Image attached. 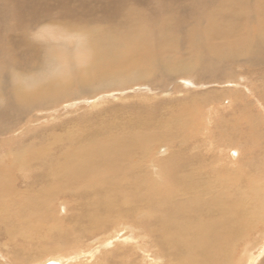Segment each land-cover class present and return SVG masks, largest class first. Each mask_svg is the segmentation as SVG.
Listing matches in <instances>:
<instances>
[{
	"label": "bare ground",
	"instance_id": "6f19581e",
	"mask_svg": "<svg viewBox=\"0 0 264 264\" xmlns=\"http://www.w3.org/2000/svg\"><path fill=\"white\" fill-rule=\"evenodd\" d=\"M13 1L16 4V10H21L20 13H16V17H18L17 19L20 21L19 26H21L22 34L20 36L7 38L8 42H5V38L1 39L0 37V53L3 54V57L1 54L3 60L2 63H0V133L6 132L9 129L5 127V122L2 124V121H5L4 118L8 117V115L10 116L9 110L13 109L12 107L20 108L22 105L23 108L21 107V109H25L24 111L28 113L26 110H34L40 105H45L44 107H46V104L51 100L56 102L58 98L66 99L72 96L75 86L85 88L84 91H86L89 88L92 89L93 86L95 87L98 82L101 84L107 82V84H111V88L113 85L114 87L118 86L119 90L125 87L126 90H128L127 84H132V82L135 84L138 81L144 80L148 82L145 84V86H147L146 88L140 86L142 89H140L139 92L147 89L146 91H149L150 94L152 87H161L163 83L165 84V80L169 83L171 78L173 79L175 76L184 75H186V79L182 80L183 84L186 83L190 86L191 83L199 86L201 83V85H203L205 82L212 84L213 82L211 80L226 75L225 73L228 72L230 81H233V83L237 82L238 85L242 84L248 90L247 92L245 91L247 93L246 95L243 94L246 97L248 94L252 95L254 100L253 104L259 109L260 113L264 112V77L260 76L262 77V81H255L252 77L253 74H259L260 69H264V28L258 36L253 37L252 32L245 33L241 29V24H239L243 16H241L240 13H236L235 8L229 4L231 0H215L211 2V6L214 7L206 14V18L209 19V22H207L205 31L201 30L204 26L202 23V18L204 17L202 16H197V26L195 29H192L190 33L187 31L189 25L186 26L184 24L186 22L179 23V25L173 23L168 27L148 26L142 19V16L140 17L136 14V18H134L133 13L128 12L125 13L124 16H128L131 26H134L135 32L132 31L129 34L124 33L122 35L120 33L121 23L128 24V22L125 18L121 20L120 14L122 9L125 8L124 6L129 4L132 0H116L117 3H114L115 7L113 10H110L111 12L105 15H98V12L96 13L92 10L93 6L91 5L92 7H90V3L86 2L90 11L88 13L85 11V15L82 14V19H84L82 20L83 33L76 37L73 36L74 38L69 41L65 51L58 52L57 56L37 46L38 44L35 40L27 36L28 32L34 31L33 28L42 23V21L54 16L52 12L50 14V12L47 13V11H45L47 10L46 5H48V3H45L43 0ZM65 2L66 1H64V3ZM96 2H94V4ZM60 3H63V1ZM66 5L64 4V7ZM84 8L87 7L84 6ZM77 9L78 11L80 10L78 7ZM77 9L75 8V11H77ZM40 10L42 11L40 12ZM63 11L73 14L72 8L67 7L63 9ZM63 11L62 14L65 15L66 12ZM204 13L201 12V14ZM58 14L60 17L62 16L65 17V19H69L67 15L64 16L57 13L58 17ZM223 20H227V23ZM181 25L184 26V31L182 30L181 33L173 31ZM91 27L95 29H91ZM48 28L49 24H44L42 25L41 31H34L33 34L39 35L38 38L44 41L47 37L44 32ZM166 31H170L171 34L166 35ZM76 39L77 43H75ZM52 40L53 35L48 36V41ZM105 42H107L108 45H105ZM172 42H174V45H180L181 49L178 50L173 46L171 48L170 43ZM5 43L16 46L18 49L13 53L6 51L5 54ZM123 45H126V47L124 48ZM79 55L84 60V62H82L83 72L79 70V66L75 67V62L79 59ZM68 56H70L69 64H67ZM15 57L16 60L13 59ZM73 62L74 64L72 66ZM252 65L262 67L257 70L249 69L247 72L244 71L245 67H252ZM65 68L66 75L63 78L64 80L57 79L55 77L57 71L63 72ZM212 70L220 72V74L217 73V75L214 76L212 75L213 73H211ZM243 71L246 73H243ZM192 72L199 75L200 79L196 80L195 75H191ZM161 75L164 79L159 81L160 79H157V77ZM169 75L171 77H169ZM256 82L261 88L262 93H256L255 88H252ZM111 88H107L106 90H110ZM245 88L244 90H246ZM152 92L154 93V91ZM91 94H93L91 96L93 98L95 93L93 92ZM107 94L108 93H105L100 97L95 96L96 98L93 101L94 104L92 107L99 109V107H101L99 101L105 98ZM117 94L119 96L126 94L127 96V92L125 91H121ZM202 94L203 95L199 97L201 103H208L216 97L213 91L208 93L204 92ZM114 95H116V93L109 94L108 97H114ZM245 101H247V98ZM229 102H231V105L228 104ZM237 102V98H232L228 100V102L225 101V103H220L219 105L221 107L209 104V124L212 123V120L215 121L216 117L218 118L224 113L225 115L220 117L215 123L218 124L221 121V125L224 126L227 120L226 127H228L229 124L231 126L236 124L240 125L239 123L244 120V111L247 110L246 108L250 110V107L244 105L242 100L241 104ZM151 106L146 104L129 108L126 110L129 112L128 117L124 118V120L120 118L122 121H117L116 119L109 121L105 117L101 122V127H99V122L97 128H93L92 132H85L86 135L90 133L91 138H89V142L87 141V143L81 147L73 148L72 150H70L72 148L70 145V149L64 151L67 152L70 150V153L65 155V159L61 163L59 162L56 179L61 178V173L59 171L61 169V171H63L65 170L64 168L67 167H72L74 171L80 173V178L76 179L74 177L76 180L74 182L71 181L70 188L74 191L81 187L80 191L83 192V195H80L79 199L78 197H74V199H77L78 203L82 206L85 205L82 207L83 216L85 218L84 221H89L92 225V227H89L91 233L93 235L97 234L96 236H99L98 238L102 237L100 240L101 245L95 250L92 249V246H94L92 245L90 246L91 248H87L89 250L91 249V251L87 250V252L79 256L73 255L71 260L75 261L78 258L80 264H92L90 259H94L93 256L96 254L98 255L99 252H104V254H106V248H108L111 249L110 253L115 255L112 256L110 254V257L106 258L107 260L105 259V261L110 264H233L234 260L232 259V254L237 253V248H240L238 254H241V256L235 258V262L237 261V264H254L256 257L259 258L264 251V214H261V211L257 212V208L253 205L254 202L251 201L252 198L243 192L245 190L241 191L239 189H234L235 184L241 186H245L246 184L250 187L253 184L252 182V184L250 182L248 184L245 176V170L247 169L246 162L243 164V168L239 167L242 163H238V160L242 162V158L246 154H243L245 147L242 140V138L246 137L242 136V132L245 130L234 133L233 127L230 128V126L229 129L226 128L227 131L220 130L219 132L220 135L218 140L222 139L225 142V146L219 144V153L222 154L224 151L229 150V146L233 147L235 143L239 144L242 149V151L240 149H238L239 151L235 150L233 153V156H238L241 151L240 159H236L237 161L234 162L236 167L233 161H229L228 166L230 169H228V166L223 167L221 170L222 172L219 174L218 172L220 170H216L214 166L207 168L201 167L197 174L190 171L189 167L196 158L198 159V156L202 161L203 158L201 153L200 155L198 154L201 150L195 155H187L192 157L190 161H187L181 167L178 165L179 161H175L170 157L171 149L176 147L177 149L181 148L180 145L177 146V144L172 143L180 140L179 137L181 136V132L179 128L185 131V133L187 131L181 125L183 124L182 121L180 124L177 118L176 120L166 119L165 122V119H161L159 116L158 122L156 123V132L147 131L143 128V122L146 123V121L149 120L150 114L148 108ZM242 107L244 109H242ZM156 110H158V112L162 111L161 109ZM18 111L21 112L20 110ZM84 113L82 115L83 118ZM119 113L122 112L119 111L118 114ZM234 113H237L239 117L232 116ZM118 114L117 116H121ZM103 115L107 116L106 114H101L99 116L101 117ZM262 116L264 115L262 114ZM247 117L249 116L247 115ZM8 119L10 118L8 117ZM151 120L152 119H150V122H152ZM75 122H80V120H76ZM151 124H153V122ZM11 125H14V123ZM220 129H223V127H220ZM80 132L81 130L79 131V139H86L83 133L80 134ZM74 133H76V135L78 134L76 131ZM189 133L191 134V132ZM200 133L205 137L208 130L205 133L204 129H202ZM239 133L241 134L238 135ZM93 134L99 136L93 137ZM159 138L162 140H159ZM261 140L262 142L264 141V139ZM152 141H154V143ZM141 142L144 143L143 146L146 143V147L150 146L147 149L145 146L141 148L142 153L138 151L140 145H142ZM148 143L150 144L148 145ZM108 145L111 146L108 147ZM199 145L198 147H200ZM207 145H209V147L206 155H209L211 154V149L214 148V144L213 142H209ZM4 147L9 146L0 144V165L4 162V159L1 158L2 155L5 157V150L3 153ZM54 147L55 145H52V152H55ZM184 147H187V145ZM20 148H22V146L16 147L9 151L10 154L7 153L6 155H10V157L14 158V166L26 169L29 164L26 158L21 155L23 151L18 153ZM41 150H39V153L42 152ZM256 150L260 152V149ZM45 151L46 150L43 149L42 160L43 157H48L44 156L46 153ZM150 153L152 155H149ZM18 154L23 158L18 156ZM39 155L41 157V154ZM202 155L205 156V154ZM217 159L221 160L220 157ZM206 160H208V157ZM82 161H84L83 163H85L90 169V172H92V174H87V179L85 178L86 172L83 173ZM256 161L253 162L256 163ZM36 162L42 163L37 160ZM220 163L222 162L220 161ZM223 164L225 163L223 162ZM33 165L34 163H32L30 167L32 168ZM254 165L255 164H253V167L255 168L256 166ZM248 168L250 167L248 166ZM8 169L9 167L4 168L0 166L1 171H6ZM137 169L142 170V172H136ZM252 170L253 168L251 171ZM72 171L71 169V172ZM87 172L90 173L89 171ZM74 173L75 172H72L71 175L67 173L69 176H67L66 180H70ZM89 180L90 184L88 183ZM259 181L260 180H258V182ZM68 182H66V184ZM53 185L55 186V184ZM261 195H264V193ZM2 208L4 209V207ZM59 208L65 211V202H62ZM261 210L264 211V205ZM1 213H3V211ZM139 219L143 220L148 226L138 223L137 221ZM245 220H248L246 224L248 225L247 229L246 227L245 229H241L242 227L239 228L238 224ZM4 221L3 217L0 216V225L3 224ZM258 223H261V225L263 224V229H257ZM80 224L82 223L80 222ZM143 230L144 233H142ZM136 231L141 233L139 237L136 236ZM129 233H131V235L132 233L133 235L135 234L131 241H129ZM257 234H260V238L255 236ZM9 235L10 237H15V235L11 233ZM153 235L157 236V243L165 250V259L159 247L158 252L154 250ZM25 236L27 237L26 240L30 239L28 234ZM232 237H234L233 241H231ZM139 240L141 242H139ZM246 240H253V244L248 241L246 242ZM242 241L246 243L243 247H240L239 245ZM252 247H256L258 251L253 253V251H251ZM136 250H141L143 257L140 258L137 256L135 254L137 253ZM102 254L103 253H101V255ZM255 254L258 255L256 256ZM80 256L84 258L80 259ZM0 258H3L2 255H0ZM98 259L100 260L101 258ZM243 259H245V263ZM54 261L57 264L63 263L56 259H54ZM46 263L48 262L42 264Z\"/></svg>",
	"mask_w": 264,
	"mask_h": 264
},
{
	"label": "rangeland",
	"instance_id": "374dc122",
	"mask_svg": "<svg viewBox=\"0 0 264 264\" xmlns=\"http://www.w3.org/2000/svg\"><path fill=\"white\" fill-rule=\"evenodd\" d=\"M43 1L45 3L46 2L48 3V5H46L47 10L45 11H47V13L50 12V14L52 12L54 16L47 20L42 21V23H40L35 28H33V30L41 31L42 25L49 24V28L44 32V34H46L47 37L44 41H41L38 38L39 35L33 34L34 31H29L27 36L30 39L35 40V42L38 44L37 46L42 47L43 49H45V51L55 56H57L58 52L65 51V48L66 46H68L69 41L74 38L73 36L76 37L77 35L83 33L82 32V27H83L82 20L84 19H82V14L85 15L86 13L90 11V8L88 7L87 3H90L89 4L90 7L93 6L92 7L93 9L92 8L91 9L96 13L98 12L97 13L98 15H105L106 13L111 12L113 8L115 7V4L117 3L116 0H72V1L71 0H43ZM61 1H63V3L64 1H66L64 4L65 5L67 4L70 6L66 5L64 7V4L60 3ZM213 1L215 0H197V1L196 0H134V1L132 0L129 4L124 6L125 8L122 9V12L120 14V19L122 20L123 18H125V20L128 22V24L121 23L120 33L122 35L124 33L129 34L132 31L135 32L134 26H131L130 19L128 18V16H124V14L128 12L133 13L134 18H136V14H138L140 17L142 16V19L146 22L148 26L154 25L155 27H158V26L168 27V26H171L173 23L179 25V23L186 22L184 24L186 26L189 25L187 31L190 33L192 29H195V27L197 26L196 24L198 20L197 16H202L204 17L202 18L203 20L202 23L204 26L203 28H201V30L205 31L207 22H209L208 21L209 19L206 18L207 16L206 14H208L210 9L214 7V6H211L212 5L211 2ZM12 2L14 3L13 0H0V37L1 39L5 38V42H8L7 38L9 37L20 36L22 34V30L20 28L21 26H19L20 21L19 19H17L18 17H16L17 16L16 13H20L21 10H16V4L14 3L13 5ZM94 2L96 3L94 4ZM229 4L235 8L236 13H240L241 16H243L239 22V24H241V29L245 33L252 32L253 37L258 36L261 33V30L264 28V6H263L264 0H231ZM84 6L89 9L84 8ZM67 7L73 9V14L63 11V9ZM77 7L80 9L79 11ZM75 8L77 9V11H75ZM58 10L61 12H59ZM41 11L42 10H40V12ZM62 11L67 13V14L65 13V15H67L69 19L68 18L65 19V17L61 16L63 18L62 19L59 14L58 15L61 19L57 16V13L62 14ZM85 11L86 13H84ZM201 12L202 13L205 12V13L201 14ZM1 14H2V18H1ZM13 14L15 15V17ZM70 14L72 15L69 16ZM162 19H165V20H162ZM223 21L227 23V20H223ZM91 29H95V28L91 27ZM182 30L183 31L185 30L183 25L179 26V28L173 31H177L181 33ZM165 34L168 35L171 33L170 31H166ZM52 35H53V40L48 41V36H52ZM75 43H77V39L75 40ZM104 44L108 45L107 42H105ZM170 44L171 46L169 44L168 45L171 48L173 46L174 48L178 50L181 49V46L178 44L174 45V42ZM4 46H5L4 47L5 54H6V51L13 53L16 51V49H18V47L11 46L9 43H5ZM123 47L125 48L126 45L125 46L123 45ZM1 54L2 53H0V63H2V60H3L2 59L3 54H2V57H1ZM13 59L16 60V57ZM67 60H68L67 64H69L70 56L67 57ZM82 62H84V60L79 55V59L76 60L75 62L76 63L75 67L79 66L80 67L79 70L83 72ZM73 64L74 62L72 63V66ZM260 67L262 66L252 65V67L250 66H248V68L245 67L244 71L247 72L249 71V69L257 70ZM244 71L243 73H246ZM65 72H66V68L63 72L57 71V74L55 75V77L57 79L64 80L63 78L66 75ZM62 73L64 76L62 75ZM211 73H213L212 75L214 76H216L217 73L220 74V72H216L214 70H212ZM225 74L226 75H223L219 78H215L211 80L213 82L212 84L205 82L203 83V85H201L202 84L201 83L199 86L193 85L191 83H190V86H188L189 84H186V83L183 84L182 80L186 79V75L175 76V78L173 79L171 78L169 80L170 81L169 83L166 82L165 80V84L163 83L161 87H152L151 92L154 91V93L150 92V94H149V91H146L147 89L141 90V92H139L140 89L146 88L147 86V85L145 86V84L148 82L144 80L138 81L135 84H133L134 82H132L133 85L131 83H129V85L127 84L128 90H126V87L119 90L118 86L114 87L113 85L111 88L110 83L107 84V82L106 83L103 82L101 84L98 82L99 84L96 83V86L95 87L93 86L94 91H93V88L92 89L89 88L88 90L84 91L85 88H82L80 86H75L74 89L76 91L75 90L73 91L74 94H72V96H69L66 99L58 98L56 102H53L54 100H51L49 101V103L46 104V107H44L45 105H40L36 107L34 110H31V111L26 110L28 111L29 114L24 111L25 109L24 110L21 109L22 105L20 108L12 107L13 109L9 110L10 116L8 115V117L11 120L8 119V117H6L4 118L5 121H2V124H4L5 122L4 124L5 127H8L9 129L6 132L4 131L5 133L4 132L0 133V136H1L0 144L3 146H9V147H4L3 149V153L5 150V153H4L5 157L3 155L1 156V158L4 159V162L0 165L4 168L9 167V169L6 171L0 170V213L3 211V213H1L0 216L3 217V219L5 220L4 221L5 224L3 223L0 225V255H2L3 257V258H0V264H42L45 262L54 261V259H56L57 261H60L61 263L63 262L62 264H80V260L78 258L75 261L71 260L73 255H77V256L82 255L83 253L87 252V250H89L87 248H91L90 246L94 245L92 246V249L95 250L99 245H101L100 240L102 237L98 238L99 236H96L97 234L93 235L89 228V227H92V225L89 223V221L88 222L84 221L85 218L83 216L84 213L82 211V207H84L85 205L82 206L80 203H78L77 199H74V197L76 198L78 197L79 199V196L83 195V192L80 191L81 187H79L77 190H74V191L70 188L71 181L74 182L77 178H80V173L74 171L72 167L71 168L67 167L69 169L64 168L65 170L63 171H61L62 169L60 168L61 170L59 172L62 174V175L60 174L61 178L56 179L57 173H58V166L65 159L66 157L65 155L67 153H70V150H72L73 148L81 147L82 145L87 143L88 140H90L89 139L91 138L90 133L88 132L89 135H86L85 133L86 131L92 132L93 128H97V126L99 125V122H100L99 127H101L102 126L101 122L103 121L105 117L109 121L115 120V119L117 121H122L120 118L124 120V118L128 117L129 112L126 110H128L131 107L133 108V107L140 106V105H146V104L149 106L153 105L148 108V111L150 114L149 120L146 121V123L143 122V126H144L143 128L147 131L156 132V128H157L156 123L158 122L159 116L161 119H165L164 120L165 122H166V119L176 120L177 118L180 124H181V121L183 122V124L181 125L188 132L186 131L185 133V131L179 128L181 132L180 133L181 136L179 137L180 140H178L177 142L174 141L172 143L177 144V146L180 145L181 148L177 149L176 147V148L171 149L170 157H172L173 160L175 161H179L178 165L181 167L187 161H190L192 157V156H187V155H195L198 153L199 150H201L199 151L198 154L200 155L201 153V156L203 158L202 161H201V158H199L198 156V159L196 158V160L189 167L190 171L197 173V174H198V170L201 167L207 168L211 166H214L216 170L219 169L220 170L218 172L219 174L220 172H222L221 170L223 169V167H227L229 165V161L231 162L233 161V164L236 167L234 162L237 161L236 159H240V155L242 151L239 144L235 143L233 147L229 146V150L224 151L222 154L219 153V149H220L219 144L225 146V142L222 139L218 140L219 135H220L219 132L220 130L227 131L226 128L229 129L231 125L229 124V126L226 127L227 120L224 126L221 125V121L218 124L215 123L220 117H223L225 115L224 113H222L218 118L216 117L215 121L212 120V123L209 124L208 120L210 116L208 113V105L211 104L213 106H220L219 105L220 103H225V101L228 102V100H231L232 98L233 99L237 98L238 99L237 103L241 104V100H242L244 105L249 106L250 110L249 108H246L247 110H245L244 113L247 114L250 118L244 114L243 115L244 120L239 123L240 125L236 124L234 126H231L230 128L233 127L232 129L234 133H238L239 131L242 132V130L243 131L245 130L244 132H242V136L244 137L246 136L247 138L246 137H245L246 139L242 138V140L244 142V147L246 150V151L245 150L243 151V154L245 153L246 154L242 158V162L238 160L239 161L238 163L239 164L242 163V165H240L239 167L243 168L242 166H244L243 164L246 162L247 169L245 170V176L248 181V184L249 182L250 183L252 182L253 184L252 183H251L252 185L250 184L251 187L246 184L245 186L235 184L234 189L235 190L239 189L241 191L245 190L243 192L248 194L249 197L252 198L251 201L254 202L252 203L254 207L257 208L258 210L257 212L261 211L260 213L264 214V211L261 210L262 206L264 205V195H261L264 193V179H262L264 178V163H263L264 162V141L262 142L261 140V139H264L263 137L264 136V118H263L264 116H262V114L264 115V112L260 113L259 109H257V107L253 104L254 100H253L252 95L248 94L247 97L245 96L248 90L242 84L238 85L237 82L233 83V81H230L229 79L228 72H226ZM191 75H195L196 80L200 79V76L194 74V72H192ZM260 76L264 77L263 68L262 70L260 69L259 74L257 73V74L252 75L255 81H262L261 80L262 77ZM169 77L171 76L169 75ZM157 79H160L159 81H161L164 78L161 75V76H158ZM107 88H111V89L106 90ZM244 88L246 90H244ZM252 88H255L256 93H262L261 88L259 87L257 82L254 83ZM121 91L127 92V96L126 94L119 96L117 93ZM211 91L214 92L216 97L210 100L208 103H201V101L199 100V97L203 95L202 93L204 92L208 93ZM93 92L95 94L92 98L91 96L93 94L91 93ZM105 93H108V94L105 96V98L99 101V104L101 105V107H99V109L93 108L92 106L94 104L93 101L95 100V98L100 97L104 95ZM112 93H116V95H114V97H110V96L108 97V95ZM263 94H264V91H263ZM141 95H142V98H141ZM144 95L146 96V98ZM114 98H117V99H114ZM246 98H247V101H245ZM228 104L231 105V102H229ZM17 109L20 110L21 112H19ZM156 109H161L162 111L158 112V110ZM242 109L244 108L242 107ZM119 111L122 113L118 114ZM49 112H50V115H49ZM84 112H87V113H84ZM11 113L13 114L15 113L16 115L15 114L13 115ZM83 113H84V118L82 116ZM101 114H106L107 116L103 115L100 117L99 115ZM117 114L121 116H117ZM13 116H14V119H13ZM15 116L16 118L18 116L17 120ZM232 116L239 117L237 113H234ZM97 119H98V122H97ZM150 119H152L151 121L153 122V124H151L152 122H150ZM76 120H80V122H75ZM9 121H11L12 123ZM13 123L14 125H11ZM220 127L221 128L223 127V129L225 130L220 129ZM79 129L81 130L80 134L83 133V136L86 137V139H83V140L79 139V136H80ZM202 129H204L205 133L208 130V133L205 135V137L204 135L200 133ZM75 131L78 132L77 135L76 133H74ZM189 132H191V134ZM240 134L241 133H239L238 135ZM94 136H99V135L93 134V137ZM207 138L209 139V141ZM159 140H162V139L159 138ZM249 141H250V144H249ZM152 142L154 143V141ZM198 142L200 143V145ZM209 142L210 143L213 142L214 148L211 147L212 148L210 152L211 154L206 155L208 153L207 149L209 145L207 144ZM257 142H259L260 144ZM141 144L142 145H140L138 149L140 153H142L141 148H143L144 146L146 149L150 147V146L146 147L147 143L144 146H143L144 144L143 142H141ZM149 144L150 143H148V145ZM52 145L53 146L55 145L54 147L55 152L54 151L52 152ZM70 145L72 146L71 149H70L71 147ZM186 145L187 147H184ZM198 145L200 147H198ZM19 146L20 147L22 146V148H20L18 153H21L23 151L21 155L26 158L27 163L29 164L26 169H23L22 167L18 168L14 166L15 165L13 161L14 158L10 157V155H6L7 153H9V151ZM109 146L111 145H108V147ZM43 149L46 150L45 151L46 153L44 154V156L49 157V158L43 157L44 161L42 160ZM67 149H70V150L67 152H64ZM238 149L241 150L240 154L238 156H233L234 151ZM256 149H260L259 150L260 152H258ZM39 150H41L42 152L40 151L41 153H39ZM39 154H41V157ZM202 154H205V156ZM21 155L18 154V156H21ZM149 155H152V154L150 153ZM207 157H208V160H206ZM219 157L221 158V160L217 159ZM249 159H252L253 161H256V160L257 161L256 163H254L252 160H249ZM36 160L38 162L40 161L41 162L43 161V162L37 163ZM220 161L222 163H220ZM83 162L84 161H82V163ZM223 162L225 164H223ZM252 162L253 164H255L254 165L256 166L255 168L253 167ZM32 163H34V165L31 168L30 166L32 165ZM251 165L253 168L252 171H251L252 169ZM34 166H37V167H34ZM248 166L250 168H248ZM71 169L73 170L72 172H75L74 173L75 176L73 175V177L70 180H68L69 181L68 182L66 179H67V176L71 175L72 173ZM228 169H230L229 166H228ZM87 171L90 172V169L85 163H83V173L86 172L85 173L86 179H87V174H92V172L88 173ZM136 172L140 173L142 172V170L137 169ZM67 173H69V175ZM202 176L205 177L204 175ZM258 180L260 181L258 182ZM66 182L68 183L66 184ZM88 183L90 184V180L88 181ZM53 184H55V186ZM253 186L255 187V189ZM261 196L263 197V199ZM62 202H65V206H66V208L64 209L65 211H62V209L59 208ZM2 207H4V209ZM82 216H83V220H82ZM80 222L82 224H80ZM137 222L148 226L143 220L139 219ZM247 222L248 220H245L241 222L240 224H238L239 228L242 227L241 229L243 228L245 229L246 227L247 229L248 227V225H246ZM262 225L261 223H258L257 229H260V230L263 229ZM10 233L15 235V237H10L9 235ZM142 233H144V230L142 231ZM26 234L30 236L29 240H26L27 238L25 236ZM135 234L137 237L141 235L139 231H136ZM130 235L131 233H129L128 235L129 241L133 240L134 238L133 233H132L133 236L131 235V238H130ZM259 235L260 234H257L255 236L257 238H260ZM153 238H154V241H153L154 250L158 252V247H159L163 252V258L165 259V255H164L165 250L157 243V239H156L157 236L153 235ZM233 240H234V237L231 238V241ZM247 241L248 240H246V242ZM139 242L141 241L139 240ZM246 242L242 241L239 246L243 247ZM248 242H251V244H253V240L251 241L249 240ZM134 244H130V245H134ZM110 250L111 249L106 248V254H104V252H101L103 253L102 254L103 256L99 252L98 255L96 254L93 256L95 260L91 258L90 262L92 264H95L96 262L99 261L97 264H110L109 262L105 261L106 258L110 257V254H111ZM239 250L240 248H237V251H236L237 253L232 254V259L234 260L233 264H237V261L235 262V258L237 257L239 258L241 256V254L240 255L238 254ZM89 251H91V249ZM251 251H253L254 253L258 250L256 247L254 248L252 247ZM136 252L137 253L135 254L137 256H139L140 258L143 257V253L141 250H136ZM263 254H264V251H263ZM263 254L260 255L259 257L260 260L259 258L256 257L254 264H264ZM255 255L257 256L258 254H255ZM97 256L98 258H101V259L99 260ZM112 256H115V255H112ZM82 258L84 257L80 256V259ZM243 262L245 263V259H243Z\"/></svg>",
	"mask_w": 264,
	"mask_h": 264
},
{
	"label": "water",
	"instance_id": "95a60500",
	"mask_svg": "<svg viewBox=\"0 0 264 264\" xmlns=\"http://www.w3.org/2000/svg\"><path fill=\"white\" fill-rule=\"evenodd\" d=\"M46 264H57V263L55 261H50V262H48Z\"/></svg>",
	"mask_w": 264,
	"mask_h": 264
}]
</instances>
